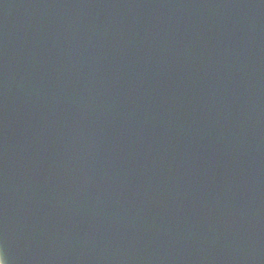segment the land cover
<instances>
[{"label": "water", "instance_id": "water-1", "mask_svg": "<svg viewBox=\"0 0 264 264\" xmlns=\"http://www.w3.org/2000/svg\"><path fill=\"white\" fill-rule=\"evenodd\" d=\"M6 264H264V0H0Z\"/></svg>", "mask_w": 264, "mask_h": 264}, {"label": "clouds", "instance_id": "clouds-1", "mask_svg": "<svg viewBox=\"0 0 264 264\" xmlns=\"http://www.w3.org/2000/svg\"><path fill=\"white\" fill-rule=\"evenodd\" d=\"M0 264H6L3 250H0Z\"/></svg>", "mask_w": 264, "mask_h": 264}, {"label": "bare ground", "instance_id": "bare-ground-1", "mask_svg": "<svg viewBox=\"0 0 264 264\" xmlns=\"http://www.w3.org/2000/svg\"><path fill=\"white\" fill-rule=\"evenodd\" d=\"M0 250H2V247H1V245H0ZM5 256V255H4Z\"/></svg>", "mask_w": 264, "mask_h": 264}]
</instances>
